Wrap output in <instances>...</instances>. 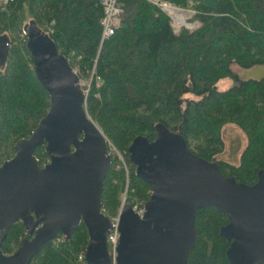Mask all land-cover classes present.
<instances>
[{"label": "trees", "instance_id": "1", "mask_svg": "<svg viewBox=\"0 0 264 264\" xmlns=\"http://www.w3.org/2000/svg\"><path fill=\"white\" fill-rule=\"evenodd\" d=\"M123 11L113 35L102 40L101 0H8L0 2V34L10 38V52L0 64V164L15 153V143L29 137L50 107V96L34 72L33 58L22 37L34 21L50 26L51 36L80 77L93 68L86 108L128 166L112 158L103 186V211L117 214L121 195L144 203L152 189L135 174L128 147L137 135L156 137L163 123L182 134L188 147L208 160L216 159L224 175L253 184L264 168V76L243 78L234 65H264V0H168L195 10L194 30L175 32L170 16L149 0H120ZM25 34V33H24ZM79 56V58H78ZM230 87L220 90L219 80ZM238 125L247 144L239 164L217 159L224 151L222 129ZM41 165L49 159L45 146L35 149ZM228 215L211 206L196 211V242L187 264H232L229 240L220 228ZM25 234L17 221L2 243L14 252ZM89 240L82 222L70 239L48 243L30 264H87L80 258Z\"/></svg>", "mask_w": 264, "mask_h": 264}, {"label": "water", "instance_id": "2", "mask_svg": "<svg viewBox=\"0 0 264 264\" xmlns=\"http://www.w3.org/2000/svg\"><path fill=\"white\" fill-rule=\"evenodd\" d=\"M34 72L50 107L14 155L0 164V264H30L59 234L70 239L83 222L89 234L88 264H109L107 234L113 220L103 206V186L112 156L109 140L86 108L80 75L39 24L24 27ZM0 34V64L10 52ZM156 137L137 135L128 147L135 174L152 192L144 213L125 203L119 216L117 264H187L196 242V211L211 206L228 215L220 234L229 240L232 264H264V168L253 184L224 175L219 162L194 153L185 137L163 123ZM49 160L39 163L35 149ZM17 221L25 234L14 252L2 249Z\"/></svg>", "mask_w": 264, "mask_h": 264}, {"label": "built area", "instance_id": "3", "mask_svg": "<svg viewBox=\"0 0 264 264\" xmlns=\"http://www.w3.org/2000/svg\"><path fill=\"white\" fill-rule=\"evenodd\" d=\"M157 5H159L171 18V25L173 27V30L175 32H179L183 28H189L191 27L190 24L187 22V16L185 15V11H189L191 13H195L194 9L192 7L189 8H184L181 7L177 4H174L168 0H149ZM0 2L4 5L8 2V0H0ZM103 8H104V15L102 18V25H103V35H102V40L105 38L110 37L115 33L117 28L120 25V16L123 11L122 8V3L120 0H101ZM183 16V22L178 23L176 21L177 16ZM193 15V14H192ZM200 25V24H199ZM198 25V26H199ZM194 27V26H193ZM48 34H51L52 29L50 26H45L43 28ZM191 28L190 30H192ZM22 37H25L27 39V36L22 33ZM79 58V56H78ZM76 71L79 73V67H75ZM93 80L96 82L97 86L101 84V78L99 76H96V70L93 68L92 73L90 76L87 77H82L80 78V83L83 86V89L85 93L88 95L91 85L93 83ZM109 153L111 154L112 157H118L119 160H121L125 164V168L128 172V167L126 164L125 159L123 158L121 151L117 149V147L109 141ZM125 193V192H124ZM125 203V199H121V205ZM133 208L139 212L141 215L144 213V203H139L137 201L133 202ZM120 210V209H119ZM113 220V227L109 230L107 234V244H108V249L109 253L111 255V261L109 264H117V255H118V245H119V239H120V231H119V212L117 213L116 216L112 217ZM66 239L65 235H58L53 242H58ZM80 258L85 261V250L81 253ZM86 262V261H85ZM87 263V262H86ZM88 264V263H87Z\"/></svg>", "mask_w": 264, "mask_h": 264}, {"label": "rangeland", "instance_id": "4", "mask_svg": "<svg viewBox=\"0 0 264 264\" xmlns=\"http://www.w3.org/2000/svg\"><path fill=\"white\" fill-rule=\"evenodd\" d=\"M184 12L188 18L187 22L191 26L188 29L193 28L192 30H194L198 28L200 26L199 25L200 22L192 18L194 13H191L188 10L187 11L184 10ZM233 69L243 78H261L264 76V65H254L249 68H244L238 65H234ZM86 77L88 78L89 76ZM231 83H232V79L226 77L219 80L218 86L220 90H226L230 87ZM222 135L225 141V149L223 152L217 155V159L229 161L233 164H239L241 160L242 151L244 150L247 144V137L245 132L238 125L227 124L222 129ZM124 192L121 195V199L122 200L125 199V202H128L127 201L128 192L126 189Z\"/></svg>", "mask_w": 264, "mask_h": 264}, {"label": "bare ground", "instance_id": "5", "mask_svg": "<svg viewBox=\"0 0 264 264\" xmlns=\"http://www.w3.org/2000/svg\"><path fill=\"white\" fill-rule=\"evenodd\" d=\"M183 16H177L176 17V21L178 22V23H182L183 22V18H182ZM121 154H122V156H123V153L121 152ZM123 158H124V156H123Z\"/></svg>", "mask_w": 264, "mask_h": 264}, {"label": "flooded vegetation", "instance_id": "6", "mask_svg": "<svg viewBox=\"0 0 264 264\" xmlns=\"http://www.w3.org/2000/svg\"><path fill=\"white\" fill-rule=\"evenodd\" d=\"M49 160V159H48ZM48 162V161H47Z\"/></svg>", "mask_w": 264, "mask_h": 264}]
</instances>
